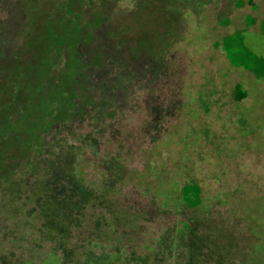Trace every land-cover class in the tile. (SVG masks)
Masks as SVG:
<instances>
[{
    "label": "rangeland",
    "instance_id": "374dc122",
    "mask_svg": "<svg viewBox=\"0 0 264 264\" xmlns=\"http://www.w3.org/2000/svg\"><path fill=\"white\" fill-rule=\"evenodd\" d=\"M246 1L0 0L1 111L22 105L9 82L74 88L66 128L80 138L50 151L43 136L35 164L51 180L79 173L95 196L110 188L109 224L91 239L105 236L88 244L94 264H264V76L232 65L220 46L232 35L237 51L264 58V0ZM73 27L69 54L53 39ZM7 146L9 164L28 170ZM190 181L200 187L193 208L175 194ZM60 252L63 264H81Z\"/></svg>",
    "mask_w": 264,
    "mask_h": 264
},
{
    "label": "trees",
    "instance_id": "16d2710c",
    "mask_svg": "<svg viewBox=\"0 0 264 264\" xmlns=\"http://www.w3.org/2000/svg\"><path fill=\"white\" fill-rule=\"evenodd\" d=\"M259 30L264 34L262 22L259 24ZM62 31L61 35H57V41L55 39L53 41L68 45L70 48L68 53L72 54L74 43L78 38L76 35L73 36L76 28ZM238 43L232 35L223 36L220 39V46L229 62L252 71L257 77H263L264 58L246 56L247 51L245 52L242 48L237 51L235 46ZM233 49L236 52L232 51ZM235 55L240 58L237 63L232 61ZM65 69L66 76L75 70L70 67ZM7 82H9L8 79ZM8 84L13 92L12 96L21 99L22 105L15 106L12 111L7 109L6 113L4 110L1 111L5 105L0 106V145L1 142H5L8 144L7 147L18 148L21 157H26L28 160L23 167L28 165L29 169L14 168L15 163L9 164V157H6L9 152L0 151V167H7L4 168L3 173L0 172V203L5 204L3 209L0 208V264H63V254L60 252L63 247L69 255H77L81 264H94L88 244L95 241L91 239L93 226L99 228L104 223L109 224V221L102 219V211L107 212L113 205L108 197L110 188H104L101 195L95 196L79 173L75 179L68 171L65 175L58 174L56 181L51 180V177L48 179L50 170H47L44 165H36L34 161V157L44 151L45 135L49 137L50 151L64 148L80 138V134L73 136V129L70 132L66 128V123L70 118L72 119L74 88L62 87L57 92V87L53 88L49 84L22 85L10 82ZM234 90L235 99L244 97V93L237 89V86ZM9 103L12 104L15 101L11 99ZM87 108L89 110L86 114L92 111V114L86 115L87 118L90 122H95L96 108L91 106ZM60 110L66 111L67 114L59 116ZM39 113H42L45 119L43 126H40L38 122ZM56 121H58V129L49 130L51 124ZM62 127L65 128V132H61ZM92 128L94 127H89L88 132L91 137L94 134ZM56 133H59L60 137H57ZM30 163L32 165H29ZM9 165L11 168L8 167ZM24 170H26L25 176ZM101 181L104 182L105 179ZM175 194L179 205L193 208L199 202L200 187L193 181L181 182ZM98 198L103 199L100 204H98ZM94 211L97 212L96 217ZM93 223L96 224L93 225ZM75 225L81 229L79 233ZM10 231L14 235H10ZM78 236L81 238L79 241L76 240ZM97 236L101 239L98 238V242H95L100 243L105 235L99 230ZM46 244L50 245V249L46 246L41 248Z\"/></svg>",
    "mask_w": 264,
    "mask_h": 264
},
{
    "label": "crops",
    "instance_id": "0c3cea01",
    "mask_svg": "<svg viewBox=\"0 0 264 264\" xmlns=\"http://www.w3.org/2000/svg\"><path fill=\"white\" fill-rule=\"evenodd\" d=\"M249 2V0L248 1H246V2H244V3H248Z\"/></svg>",
    "mask_w": 264,
    "mask_h": 264
}]
</instances>
